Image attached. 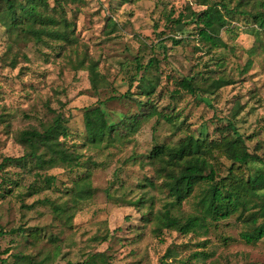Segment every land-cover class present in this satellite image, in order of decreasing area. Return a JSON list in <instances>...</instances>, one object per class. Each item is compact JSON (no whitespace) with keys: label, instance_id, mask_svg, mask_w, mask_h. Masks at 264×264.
I'll use <instances>...</instances> for the list:
<instances>
[{"label":"rangeland","instance_id":"1","mask_svg":"<svg viewBox=\"0 0 264 264\" xmlns=\"http://www.w3.org/2000/svg\"><path fill=\"white\" fill-rule=\"evenodd\" d=\"M26 1L13 0L21 14ZM261 1L46 0V12L71 24V40L36 41L9 32L0 0V264H264V237H242L252 214L264 218V190L244 215L188 233L160 227L167 208L183 219L200 215L202 191L172 206L149 157L189 135L208 146L242 135L262 162L239 166L214 148L218 175L231 166L245 177L264 172V29L254 19ZM212 3L228 5L221 46L204 40L196 21ZM180 13L181 24L168 20ZM184 77H193L195 93L179 85ZM96 106L117 125L101 143L85 128L84 112ZM59 114L79 166L5 160L31 151L20 141L24 130L43 133Z\"/></svg>","mask_w":264,"mask_h":264},{"label":"trees","instance_id":"2","mask_svg":"<svg viewBox=\"0 0 264 264\" xmlns=\"http://www.w3.org/2000/svg\"><path fill=\"white\" fill-rule=\"evenodd\" d=\"M4 1L6 9L4 12L5 20L3 21L9 32L13 33L20 30L24 34L32 35L36 41H42L44 37L56 40H71V24L66 17L57 18L46 12V0H27L25 3L20 4L23 14L19 12L13 0ZM261 3L264 4V0ZM222 9L227 14L229 13L226 3L220 5L217 3L208 4L204 10L196 13V21L199 23V35L212 46H221L218 37L229 22L228 16ZM183 17V13H180L176 18H172L169 14L168 20L179 25L183 22ZM254 19L259 28L264 29V12L257 11ZM154 62L156 60L151 59L148 65L151 66ZM96 67L97 63L91 64L94 88L98 87ZM145 72L146 69H144V74ZM179 85L188 92H196L193 77H184ZM161 116L168 122L173 121L171 115L161 114ZM84 120L87 135L95 143H101L106 138H111L117 128V125L109 122L101 106L87 109L84 112ZM231 125L232 123L229 122V126ZM69 132L67 119L59 114L53 125L43 133L37 132L36 129L24 130L20 135V141L30 147L31 151L21 157H9L5 160L7 162H20L28 157H35L37 165L53 167L59 164L71 168L79 166L80 154L74 149L70 150L66 145ZM226 139L221 145L209 144V147L206 144V139L189 135L176 145L162 143L152 149L149 155L150 162L156 167L159 176L164 175V185L173 199L172 206L180 205L197 188L200 187L202 191L198 201L200 215L194 214L183 219V217L174 214L172 208H167L157 217L160 227L188 233L207 227L208 221L225 219L237 212L244 215L245 212L256 207V202L252 197L257 196L259 191L264 190V172L259 173L254 178L245 177L238 174L234 166H231L227 175L220 176L211 161V152L214 148H220L233 164L239 166L250 161L262 162V159L258 154H253L248 150L242 135ZM41 149L42 152L39 153L38 151ZM52 180L53 178L46 177L48 183H51ZM251 216L253 227L242 233L243 239L248 243L258 241L264 237V218L261 222H258V217L254 214ZM199 254L200 252L195 253L194 256L197 258ZM36 264L46 263L38 261Z\"/></svg>","mask_w":264,"mask_h":264}]
</instances>
